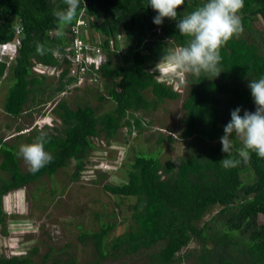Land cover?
<instances>
[{"label":"trees","instance_id":"trees-1","mask_svg":"<svg viewBox=\"0 0 264 264\" xmlns=\"http://www.w3.org/2000/svg\"><path fill=\"white\" fill-rule=\"evenodd\" d=\"M205 2L185 0L177 9L178 18ZM64 8L63 0H0V43L11 40L20 29L14 59L7 67L0 62V77L7 70L12 80L2 102L5 114L17 117L24 107L49 101L70 83V79L64 82L61 77L52 85L45 76L30 72L33 62L55 63L49 48L64 51L68 27L58 38L52 14L54 9ZM78 14L87 24L90 40L98 36L106 52L100 77L109 84L103 86V92H97V100L105 98L111 106L97 113V105L80 103L71 107L60 97L52 109L58 124L49 130L32 128L16 134L15 138L22 134L28 144L41 131L47 133L45 150L53 160L36 174L20 169L17 140L7 144L0 138V200L12 189L51 176L70 159L75 160V177L82 167L80 157L94 147L92 137H111L122 126L127 133L132 127L139 130L142 124L134 112L148 111L163 99L178 97L170 84L156 81L151 71L172 47L185 45L186 38L179 34L177 21L165 18L162 25H155L157 13L148 7V0H81ZM240 15L243 32L220 50V75L207 79L204 75L186 74L191 85L181 102L184 116L180 138L194 140L188 142L191 152L178 163L161 162L156 155L136 154L127 165L124 181L102 186L113 195L134 198L127 229L109 240L107 235L114 227L111 222L99 224L94 231L80 232L79 241H88L92 246V259L83 263L56 259L50 264H99L107 258L118 260L140 253L146 260L143 264H183L188 256L189 264H264V159L251 153L247 164L228 169L220 162L225 157L220 138L231 112L238 107L241 115L244 111L255 112L248 84L250 79L264 76V53L259 50V44L264 48V32L252 25L258 21L264 28V0H244ZM117 32L124 44V57L116 64L111 60L122 49L115 44L108 51L107 43L109 39L117 41ZM37 43L44 45L43 54L37 52ZM145 91L150 93V100ZM163 140L171 141L172 137L158 134L156 142ZM239 147L241 144L234 140L233 157ZM244 171L251 174L250 180H242ZM213 206H218V211L198 225ZM0 226L1 233H5L1 205ZM189 241L198 245V251L180 255ZM35 252L33 247L23 254L0 257V264H46L32 261ZM47 257L45 253L43 259Z\"/></svg>","mask_w":264,"mask_h":264},{"label":"rangeland","instance_id":"rangeland-1","mask_svg":"<svg viewBox=\"0 0 264 264\" xmlns=\"http://www.w3.org/2000/svg\"><path fill=\"white\" fill-rule=\"evenodd\" d=\"M252 25L255 30L264 32V28L258 21ZM254 36V40H257L258 35L254 34ZM121 49L122 51H119L111 60L116 64L124 57V44H121ZM259 50L264 53L261 44H259ZM4 53L9 52L3 51L2 54ZM6 60L7 58L4 59L5 62ZM7 73L4 71L0 77V138L7 144H12L17 140V144L22 145L26 144L23 135L15 138L16 134L29 129L34 119L40 118L43 121L41 118L43 116L37 115L41 109V107L37 108V105L24 107L17 117L3 112L2 102L12 81ZM186 77L185 75L181 78L183 82L180 84L175 83L176 81L171 83L178 91V97L163 99L155 103V106L148 111L140 110L133 113L140 117L141 129L132 127L130 133H127L126 127L122 126L111 137H104L102 134L92 137L91 143L94 147L85 151L80 157L82 167L75 177L73 176L75 160L70 159L65 166L58 168L51 176H42L32 183L1 196L0 205L5 233L0 231V257L7 258L11 255L23 254L34 247L36 252L31 255L33 262L44 261L50 264L56 259L60 262L73 259L78 263H83L92 259L93 250L90 242L79 241L80 232L94 231L99 224L111 222L114 227L107 235V240H109L126 230L130 223V205L134 202V198L113 195L103 190L102 186L107 183L124 181L127 165L136 154L156 155L161 162L172 160L178 163L181 157L191 152L188 142L194 140L180 138L184 113L181 102L191 85L186 81ZM45 81L54 85L53 78L46 77ZM105 84L109 83L103 79L101 89L85 86L77 90L72 89L61 98L71 107L80 103H88L98 106L97 113L104 112L110 108L111 104L105 98L101 101L97 100L99 95L97 92H103ZM144 94L150 100V93L145 91ZM57 96L58 94H55L49 101L55 100ZM48 107H42L41 110L46 112ZM51 123L52 125L58 124L59 120H53ZM17 128L22 131L15 132ZM47 128L49 130V127ZM35 129L44 128L37 126ZM158 134L163 137L169 135L172 140L157 143ZM237 142L241 144L239 140ZM18 160L20 169L27 170L28 167L23 160L20 158ZM241 178L248 181L251 179V174L244 171L241 173ZM218 209V206L209 208L197 224L201 225ZM213 225L214 223L212 227ZM206 245H210L209 241ZM198 249L194 241H189L187 246L179 251V254L186 251L193 252V250L197 252ZM45 253H48V257L43 259ZM190 259L191 256H188L183 264H189ZM144 262L146 260L143 253H140L118 260L107 258L99 264H143Z\"/></svg>","mask_w":264,"mask_h":264},{"label":"clouds","instance_id":"clouds-1","mask_svg":"<svg viewBox=\"0 0 264 264\" xmlns=\"http://www.w3.org/2000/svg\"><path fill=\"white\" fill-rule=\"evenodd\" d=\"M63 3L66 8L63 10L54 9L52 13L56 19L55 31L58 38L63 37L64 30L77 19L78 9L81 7V0H63ZM184 3L185 0H148V7H151L157 13L153 23L160 26L165 18L177 21L176 26L179 34L186 38L184 46L172 47L151 68L156 81L166 83L165 80L170 78L171 80L166 84L171 86L173 81L178 80V76L183 77L186 74L195 77L204 75L207 79H209L208 77H218L222 72L219 67L222 59L220 50L232 38L238 37L243 32L240 12L244 7V0H206L205 3L192 12L178 18L177 9L181 8ZM19 42L20 33L16 34L15 32L11 40L0 43V45L5 44L7 46L5 50L0 51V58H2L0 62H4L6 67L14 59L17 48L20 45ZM36 48L38 53L43 54V44L37 43ZM3 51L9 53L2 54ZM48 51L56 54L58 49L49 48ZM4 57L7 58V62L4 61ZM55 65V63L33 62L30 66V71L34 76L43 75L53 78L54 85L61 77L64 82L70 79V83L56 93L58 96L55 100L72 89L77 90L78 88L89 86L77 87L72 85L73 78L65 76V71L59 75L56 74L57 68L52 69ZM99 75L101 76V74ZM103 79L100 77L101 84ZM93 87L101 89V85ZM248 87L255 104V112L244 111L243 115H241L239 107L233 110L230 114L231 120L224 127V135L220 138L222 152L225 154V157L220 162L226 169L238 167L242 163L247 164L251 153H255L259 158L264 159V76L259 79H250ZM55 100L46 101L36 106L42 109V107H48L51 104L46 112L40 109L37 113L38 116H43L41 117L43 121L40 118L34 119L33 125L29 126L26 131L37 126L42 128L53 126L51 121L57 120L52 112ZM45 125L46 127H43ZM19 131L22 130L20 129ZM234 140L241 142V147L235 149V157L232 156ZM47 143V133L41 131L33 143L22 144L19 147L17 157L23 160L32 174H36L53 160V156L45 150Z\"/></svg>","mask_w":264,"mask_h":264},{"label":"built area","instance_id":"built-area-1","mask_svg":"<svg viewBox=\"0 0 264 264\" xmlns=\"http://www.w3.org/2000/svg\"><path fill=\"white\" fill-rule=\"evenodd\" d=\"M84 18L78 14L77 19L67 28V45L64 51H58L56 54L52 53V57L55 60L56 74H60L65 71V76L73 78L74 86H96L101 85L100 69L106 61V52L101 48L100 39L90 40L89 35L84 28L86 22ZM93 17H91V21ZM20 29L15 32L19 34ZM122 37L117 33L116 40L109 39L107 43L108 51H112L117 44L118 50H121ZM117 42V43H116ZM5 44L0 45V50L6 49ZM159 77V76H158ZM181 76H178V80L175 83L181 82ZM171 79L168 78L166 83H169ZM175 91L176 88H174ZM178 92V91H177Z\"/></svg>","mask_w":264,"mask_h":264},{"label":"flooded vegetation","instance_id":"flooded-vegetation-1","mask_svg":"<svg viewBox=\"0 0 264 264\" xmlns=\"http://www.w3.org/2000/svg\"><path fill=\"white\" fill-rule=\"evenodd\" d=\"M182 108V107H181ZM183 116H184V113H183Z\"/></svg>","mask_w":264,"mask_h":264}]
</instances>
